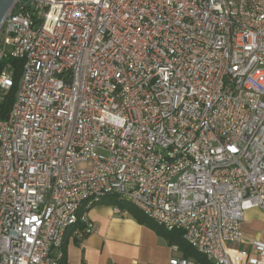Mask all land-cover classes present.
Segmentation results:
<instances>
[{
  "label": "built area",
  "instance_id": "2783aa9c",
  "mask_svg": "<svg viewBox=\"0 0 264 264\" xmlns=\"http://www.w3.org/2000/svg\"><path fill=\"white\" fill-rule=\"evenodd\" d=\"M8 59L0 264H67L111 196L211 264H264L233 247L264 212V0H16L0 95Z\"/></svg>",
  "mask_w": 264,
  "mask_h": 264
},
{
  "label": "crops",
  "instance_id": "0c3cea01",
  "mask_svg": "<svg viewBox=\"0 0 264 264\" xmlns=\"http://www.w3.org/2000/svg\"><path fill=\"white\" fill-rule=\"evenodd\" d=\"M116 197H107L87 212L94 232L79 240L75 228L65 239L67 264H169L171 258L184 257L178 245L171 244L151 228L140 224ZM79 229L83 226L80 224ZM244 238L233 245L251 250L255 241L264 243V212L252 209L245 213Z\"/></svg>",
  "mask_w": 264,
  "mask_h": 264
},
{
  "label": "trees",
  "instance_id": "16d2710c",
  "mask_svg": "<svg viewBox=\"0 0 264 264\" xmlns=\"http://www.w3.org/2000/svg\"><path fill=\"white\" fill-rule=\"evenodd\" d=\"M7 62H11L15 69V84L14 87L4 96L3 103L0 104V120L8 118L9 113L14 105L16 93L18 90V81L21 74L22 62L20 60L8 59ZM115 202L122 208L128 210V212L142 225H145L154 230L158 235L167 239L172 245H178L186 258H194L202 264H211L207 258L197 252L191 245H189L184 239L181 232H169L162 227H159L156 223L149 220L141 211H139L133 205L127 202L118 201L115 198ZM66 239V238H65ZM65 246V244H64Z\"/></svg>",
  "mask_w": 264,
  "mask_h": 264
},
{
  "label": "water",
  "instance_id": "95a60500",
  "mask_svg": "<svg viewBox=\"0 0 264 264\" xmlns=\"http://www.w3.org/2000/svg\"><path fill=\"white\" fill-rule=\"evenodd\" d=\"M15 3L16 0H0V29L8 13L13 10Z\"/></svg>",
  "mask_w": 264,
  "mask_h": 264
},
{
  "label": "rangeland",
  "instance_id": "374dc122",
  "mask_svg": "<svg viewBox=\"0 0 264 264\" xmlns=\"http://www.w3.org/2000/svg\"><path fill=\"white\" fill-rule=\"evenodd\" d=\"M4 96H5L4 94L0 95V104L3 103Z\"/></svg>",
  "mask_w": 264,
  "mask_h": 264
}]
</instances>
